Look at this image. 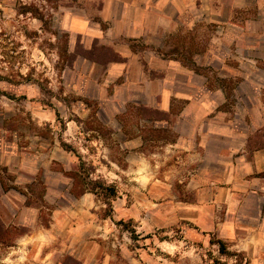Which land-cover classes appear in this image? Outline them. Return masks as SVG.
<instances>
[{"label":"rangeland","instance_id":"rangeland-1","mask_svg":"<svg viewBox=\"0 0 264 264\" xmlns=\"http://www.w3.org/2000/svg\"><path fill=\"white\" fill-rule=\"evenodd\" d=\"M263 166L264 0H0V264H264Z\"/></svg>","mask_w":264,"mask_h":264},{"label":"crops","instance_id":"crops-1","mask_svg":"<svg viewBox=\"0 0 264 264\" xmlns=\"http://www.w3.org/2000/svg\"><path fill=\"white\" fill-rule=\"evenodd\" d=\"M257 171H259L260 173L261 172L263 173L264 172V166L263 167H259L257 169ZM261 179H264V176H253L249 180H247L248 182H257V184H258L256 186V189H257V192L256 193H257V195H260L261 194L260 193L261 191L264 192V186H261V181H260ZM262 197H264V195ZM261 210H262V214H263V218H264V211H263L264 210V202H262ZM263 226H264V223H263Z\"/></svg>","mask_w":264,"mask_h":264},{"label":"trees","instance_id":"trees-1","mask_svg":"<svg viewBox=\"0 0 264 264\" xmlns=\"http://www.w3.org/2000/svg\"><path fill=\"white\" fill-rule=\"evenodd\" d=\"M98 185V184H97ZM221 244H224L223 241H219Z\"/></svg>","mask_w":264,"mask_h":264}]
</instances>
